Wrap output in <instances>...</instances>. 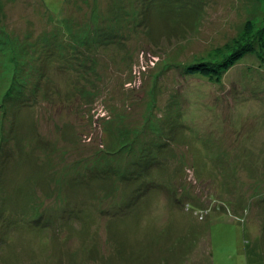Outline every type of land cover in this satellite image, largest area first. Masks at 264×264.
Instances as JSON below:
<instances>
[{
	"label": "rangeland",
	"instance_id": "374dc122",
	"mask_svg": "<svg viewBox=\"0 0 264 264\" xmlns=\"http://www.w3.org/2000/svg\"><path fill=\"white\" fill-rule=\"evenodd\" d=\"M0 264H264V0H0Z\"/></svg>",
	"mask_w": 264,
	"mask_h": 264
},
{
	"label": "trees",
	"instance_id": "16d2710c",
	"mask_svg": "<svg viewBox=\"0 0 264 264\" xmlns=\"http://www.w3.org/2000/svg\"><path fill=\"white\" fill-rule=\"evenodd\" d=\"M247 29H251V23L246 25ZM249 46H242L236 49V51L224 59L222 62L210 63L207 61H200L198 63L191 64L187 68V72L190 74H200L210 79L219 78L223 72L229 70L236 62L242 59L246 52L251 51Z\"/></svg>",
	"mask_w": 264,
	"mask_h": 264
}]
</instances>
